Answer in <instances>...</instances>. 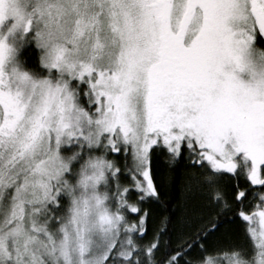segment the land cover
<instances>
[{"label":"snow or ice","instance_id":"snow-or-ice-1","mask_svg":"<svg viewBox=\"0 0 264 264\" xmlns=\"http://www.w3.org/2000/svg\"><path fill=\"white\" fill-rule=\"evenodd\" d=\"M0 264H264V0H0Z\"/></svg>","mask_w":264,"mask_h":264}]
</instances>
